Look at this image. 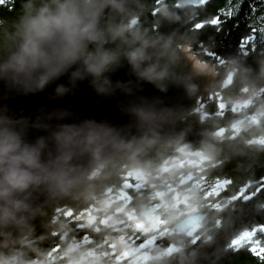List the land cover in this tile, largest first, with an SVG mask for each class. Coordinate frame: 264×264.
I'll return each mask as SVG.
<instances>
[{
    "label": "trees",
    "instance_id": "trees-1",
    "mask_svg": "<svg viewBox=\"0 0 264 264\" xmlns=\"http://www.w3.org/2000/svg\"><path fill=\"white\" fill-rule=\"evenodd\" d=\"M97 1L0 0V56L38 34L55 16L70 24ZM249 5H255L251 12ZM95 10L102 16L100 32L67 50L65 61L92 54L108 67L124 52L158 43L151 67H181L182 50L187 49L214 70L203 96L188 98L177 110L179 130L195 127L196 137L165 130L128 137L130 155L103 157L78 179L79 192L40 208L35 220L0 252V264H67L84 248L105 250L131 229L96 220L86 224L76 216L89 210L100 218L115 208H120L115 220L130 215L131 222L157 224L150 257L140 264H264V3L104 0ZM218 10L225 11V17L218 18ZM253 89L258 91L247 104L232 108L233 97ZM17 114L11 111L6 119ZM173 161L182 164H170ZM130 172L140 173L139 186H125L132 183ZM185 176L193 182L180 183ZM215 183H223L222 188L206 197ZM121 189L124 197L103 206L105 196ZM174 193L196 204L190 214L186 206L173 202ZM187 214L199 216L198 221L177 231L174 226ZM245 232L251 236L239 242ZM152 233L134 236L133 244ZM83 239L89 241L71 248L73 241ZM48 254L52 260H46ZM108 260L114 261L105 256L90 264Z\"/></svg>",
    "mask_w": 264,
    "mask_h": 264
},
{
    "label": "water",
    "instance_id": "water-1",
    "mask_svg": "<svg viewBox=\"0 0 264 264\" xmlns=\"http://www.w3.org/2000/svg\"><path fill=\"white\" fill-rule=\"evenodd\" d=\"M103 1L70 24L55 16L0 56V252L40 208L79 192L78 179L100 159L130 155L128 137L149 130L196 137L195 127L179 130L177 110L210 83L190 59L151 67L152 43L108 67L92 54L65 61L67 50L100 32L95 8ZM198 219L187 216L174 228L184 231Z\"/></svg>",
    "mask_w": 264,
    "mask_h": 264
},
{
    "label": "rangeland",
    "instance_id": "rangeland-1",
    "mask_svg": "<svg viewBox=\"0 0 264 264\" xmlns=\"http://www.w3.org/2000/svg\"><path fill=\"white\" fill-rule=\"evenodd\" d=\"M182 56L186 59H190V68H198L200 72H204V74L207 76L209 83L211 84L213 78H214V70L208 66L205 63L198 62L193 54L188 51L187 49L182 50ZM258 91V89H253L252 91H244L243 94L235 96L232 98V108H240L241 106L245 105L248 103L250 97L255 94ZM192 162V160L190 161ZM170 164H175V165H181L182 162L178 161H173ZM132 177V183L129 181L125 183V186L133 185L134 186H139L142 177L140 176V173L137 172H130L129 173ZM184 182H193V179H191L190 176H185L182 177L180 180V183ZM196 183V181H194ZM223 186V183H215L213 187L211 188V193L207 195L206 197H213V194H216L218 189H221ZM123 189V188H122ZM119 190L117 195L112 196L108 195L105 196L102 199V204L103 206H107L109 202H114L117 201L118 198H122L125 196V192L123 190ZM178 194H173V202L174 203H180L183 206H186L185 212H192L194 208L196 207V204L192 201H188V197L186 198L185 196H177ZM159 198L161 199L162 193L158 194ZM120 211V208H115L114 213L100 217V218H95L94 215H92L89 210H85L78 214L76 218L82 219L86 224H90L94 222L95 220L99 223L102 224H122L125 226V228H130L132 232L128 234H122L119 235L113 243H110L107 246V249L102 250L99 247H88L84 248V251L80 254V256L77 259L71 260L70 262L68 261L67 264H90L91 262H95L100 260L101 258L108 256L112 258L114 261H107V264H140L145 262L146 259L150 257V252L149 248L153 245L154 242V235H156L157 231L155 233H152L154 230L157 229V224L153 220H149L147 223H140V222H131L130 215H127L125 219H120V220H115V215L117 212ZM190 214V213H188ZM187 214V216H188ZM148 232H151L152 234L150 236H147L143 241L139 242L138 244H133L135 241L134 236L138 237L139 234H146ZM251 236L250 233L245 232L242 233L238 237V241H242V239L248 238ZM89 240L83 239V240H75L71 243V248L76 247L79 243H87ZM120 248L119 251L117 249ZM49 255V254H48ZM10 258L5 259L4 261H8ZM46 259V258H45ZM53 257L49 255L46 260H52ZM44 260V261H46ZM43 261V262H44ZM2 260H0V263ZM41 261L38 260H30L26 262L25 264H41Z\"/></svg>",
    "mask_w": 264,
    "mask_h": 264
},
{
    "label": "snow or ice",
    "instance_id": "snow-or-ice-1",
    "mask_svg": "<svg viewBox=\"0 0 264 264\" xmlns=\"http://www.w3.org/2000/svg\"><path fill=\"white\" fill-rule=\"evenodd\" d=\"M244 2H245V0H244ZM260 2H262V3H264V0H260ZM241 6H242V4H241ZM253 8H255V5H249V11L251 12L252 11V9ZM218 18H219V15H223L224 17H225V14H226V12L225 11H221V10H218ZM237 14H238V12H237ZM227 18H231V16H228ZM218 22H220V19L218 20Z\"/></svg>",
    "mask_w": 264,
    "mask_h": 264
},
{
    "label": "bare ground",
    "instance_id": "bare-ground-1",
    "mask_svg": "<svg viewBox=\"0 0 264 264\" xmlns=\"http://www.w3.org/2000/svg\"><path fill=\"white\" fill-rule=\"evenodd\" d=\"M114 155H122V156H125L126 154H114ZM80 177V176H79ZM78 177V178H79ZM179 226V225H178ZM177 230V229H176ZM178 231V230H177Z\"/></svg>",
    "mask_w": 264,
    "mask_h": 264
}]
</instances>
